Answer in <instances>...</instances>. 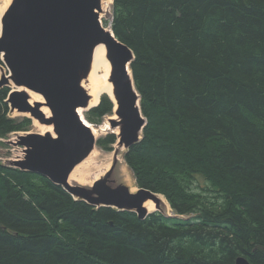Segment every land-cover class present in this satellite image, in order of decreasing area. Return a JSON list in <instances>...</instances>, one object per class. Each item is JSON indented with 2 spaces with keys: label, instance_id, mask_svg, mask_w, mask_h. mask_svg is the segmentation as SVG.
<instances>
[{
  "label": "trees",
  "instance_id": "16d2710c",
  "mask_svg": "<svg viewBox=\"0 0 264 264\" xmlns=\"http://www.w3.org/2000/svg\"><path fill=\"white\" fill-rule=\"evenodd\" d=\"M110 29L146 120L124 160L175 215L95 208L0 163V264H264V0H113ZM9 91L0 140L30 124L9 118Z\"/></svg>",
  "mask_w": 264,
  "mask_h": 264
},
{
  "label": "water",
  "instance_id": "95a60500",
  "mask_svg": "<svg viewBox=\"0 0 264 264\" xmlns=\"http://www.w3.org/2000/svg\"><path fill=\"white\" fill-rule=\"evenodd\" d=\"M100 3L101 0H12L2 14L0 59L7 75L0 78V87L13 85L5 102L11 110L29 113L40 124L51 126L54 135H19L13 144L23 149V157L13 160L11 165L45 177L92 207L131 212L142 221L152 213L147 212L144 203L152 201L157 207L158 194L139 187L130 193L123 184L112 186L110 173L94 180L90 188L68 182L74 167L96 144L91 130L77 114V109H90L81 81L89 73L96 45H105L112 64L110 82L116 120H109V129H118L119 144L129 149L141 140L146 124L131 71L128 74L134 55L101 25ZM25 90L44 100L49 118L40 110V102L30 104ZM235 264L250 262L239 256Z\"/></svg>",
  "mask_w": 264,
  "mask_h": 264
},
{
  "label": "rangeland",
  "instance_id": "374dc122",
  "mask_svg": "<svg viewBox=\"0 0 264 264\" xmlns=\"http://www.w3.org/2000/svg\"><path fill=\"white\" fill-rule=\"evenodd\" d=\"M2 1L3 0H0L1 5L3 3ZM107 1H109V0H101L100 7H101V4H106ZM11 2H12V0H9L6 8L5 7L3 8V11H5L8 8V6L11 4ZM112 3H113V0L110 1V3L107 5V8H104V12H101V10H100V12L98 13L100 23L103 27L109 28L111 26ZM1 5H0V7H1ZM2 12H1V16L4 13V12L3 13ZM1 16H0V18H1ZM6 71H7L6 67L4 65H1L0 66V78L3 75H7ZM6 87H8L9 90L13 89L12 83H9L8 86H6ZM21 90L23 91L24 89H21ZM25 91L28 93L29 100H31L32 97L34 98L35 94H32V93L28 92L27 90H25ZM33 100H35V98ZM35 101H33V102H35ZM39 102L41 103L40 110L42 108L43 109L46 108L47 112L46 113L42 112V113L44 114V116L46 118H49L51 116L50 111H49L48 107L45 106L42 98H41V100H39ZM110 102L112 105L111 111L102 118L101 124L98 126H95L93 124V126L96 128V130L99 128H101L103 130V128H104L103 132L98 133V135L95 137L96 142L98 140H101L105 136L115 134V133L114 134L111 133V132L115 131L114 129H109L110 128L109 120L110 119L113 120V118H114V120H116L115 119L116 115L113 111L114 104L112 103L111 100H110ZM8 108H9V113H8L9 118H12L18 122L22 121L23 118H29L30 119V124H29L28 128L26 129V131L19 132L16 134H10L6 139L0 140V163H2L5 166H8V167H14L13 165H11V162L15 159L23 157V153H22L23 149L15 146L13 144L14 142H16L18 136L21 134H25V133L44 134L49 129V126L40 124L39 121L36 120L35 118L31 117V115L29 113H19L17 110H11L9 106H8ZM87 111L88 110L83 111V115H85V113ZM105 126H106V128H105ZM107 126H108L109 130H107ZM50 130H51L50 133L53 134L52 127ZM111 130H113V131H111ZM114 137H115L116 142L112 146H109L107 149H102L100 146L97 145V143L95 144V146L93 148V150L95 151L94 155L91 156L90 158H88L87 160H85L88 157L87 156L84 159L85 161L83 160L84 162L82 161L83 163L81 162L82 164H80L76 168V172H74L73 175H71V177L78 182L71 180L69 183L70 185H77V186H81L84 188H90L92 183L94 182V180H97L99 178H103L105 174L110 173L111 175L109 177V180H110V182L113 181V183L111 184L112 186L117 185V184H123L126 186V178H127L129 181H131L133 183V187H135V189H137V185H136L133 173L129 169V167L127 166V164L124 160V154L127 152L128 149L124 148L122 145L119 144L116 134ZM159 196H162L164 198L163 195H159ZM164 200H165L166 204L161 203L158 200V206L155 207V204H154V208L152 209V212L157 211V212H160L166 216H174L175 214L172 211V209L170 208L168 202L166 201L165 198H164ZM166 205L169 208H167Z\"/></svg>",
  "mask_w": 264,
  "mask_h": 264
},
{
  "label": "bare ground",
  "instance_id": "6f19581e",
  "mask_svg": "<svg viewBox=\"0 0 264 264\" xmlns=\"http://www.w3.org/2000/svg\"><path fill=\"white\" fill-rule=\"evenodd\" d=\"M110 1L111 0L107 1L106 4H101V12H104V8H107V5L110 3ZM2 2H3L2 5L0 4L1 5L0 16H1V12L3 11V8L4 7L6 8L9 0H3ZM104 29H105V31H108L110 34L112 33L110 27L109 28L104 27ZM111 72H112V64H111V61L109 60V58L107 56V49H106L104 44L100 43V44L96 45L93 49L89 73H88L86 79H84L81 82V86L84 88L87 95L89 96L88 108H93V107L97 106L101 96H103V95L107 96L112 101L114 106L116 107L115 99H114V95H113V86L110 82ZM128 74H130L129 68H128ZM34 98L37 102H39V100H41V97L38 95L37 96L34 95ZM34 98L32 97V99L29 100L30 104H32L33 101H35V100H33ZM41 111L43 113L47 112L46 108H44V109L42 108ZM83 111L84 110H82V109H77V114L82 119L84 124L91 130L93 136L96 137L98 135V133L103 132L104 128H103V130L101 128L96 130V128L93 126V124H90L85 120V118L83 117ZM105 128H106V126H105ZM50 129H51V126L49 127V129L46 132H51ZM107 130H109L108 126H107ZM111 133H113V134L115 133L116 135H119L118 129H115V131L111 132ZM115 134H114V136H115ZM52 136L54 137L53 134H52ZM94 152L95 151L93 150L85 160H87L88 158L93 156ZM82 163H79L78 165H76L74 167V169L72 170V172L70 173L69 178H68L69 183L71 180H74L71 177V175H73V173L76 172V168ZM74 181L78 182L76 180H74ZM126 187L130 191V193L136 192L135 187H133V183L131 181H129L127 178H126ZM156 197L161 203L166 204V202L162 196L157 195ZM144 208L147 210V212H152V209L154 208V203L151 201H146L144 203ZM167 208H169V207L167 206Z\"/></svg>",
  "mask_w": 264,
  "mask_h": 264
},
{
  "label": "flooded vegetation",
  "instance_id": "af4514ba",
  "mask_svg": "<svg viewBox=\"0 0 264 264\" xmlns=\"http://www.w3.org/2000/svg\"><path fill=\"white\" fill-rule=\"evenodd\" d=\"M117 139H118V137H117ZM115 142H116V140H115V137H114V141H113V143L110 144V146H112Z\"/></svg>",
  "mask_w": 264,
  "mask_h": 264
}]
</instances>
